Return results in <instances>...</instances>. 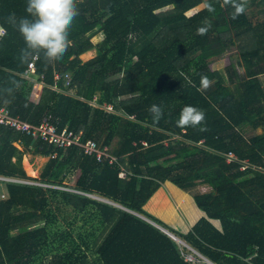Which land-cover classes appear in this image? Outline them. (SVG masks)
<instances>
[{
  "label": "trees",
  "instance_id": "1",
  "mask_svg": "<svg viewBox=\"0 0 264 264\" xmlns=\"http://www.w3.org/2000/svg\"><path fill=\"white\" fill-rule=\"evenodd\" d=\"M26 3L0 0L7 30L0 103L36 124L50 114L60 130L95 139L117 160L98 161L77 145L55 148L0 124V176L9 178L0 198V264H209L186 259L164 226L143 215L166 181L185 190L209 186L194 194L205 215L180 233L194 249L216 264H264V0H247L235 19L224 0H76L64 56L36 60L33 75L44 84L37 102L25 75L29 62L21 60L23 38L6 22L11 13L28 15ZM99 33L104 38L95 43ZM232 46L238 57L213 69L211 61ZM94 48L84 61L81 54ZM152 104L163 109L159 122L148 111ZM186 105L205 113V131L176 126ZM230 152L236 157L228 160ZM25 153L49 157L38 179L25 170ZM68 173L72 185L64 182ZM67 212L93 220L80 237L95 258L78 244L67 247L76 222Z\"/></svg>",
  "mask_w": 264,
  "mask_h": 264
},
{
  "label": "rangeland",
  "instance_id": "2",
  "mask_svg": "<svg viewBox=\"0 0 264 264\" xmlns=\"http://www.w3.org/2000/svg\"><path fill=\"white\" fill-rule=\"evenodd\" d=\"M200 6H203L201 4ZM199 6V7H200ZM196 9H192L190 12L195 11ZM104 38L103 33H99L95 35L92 40L95 43L100 42ZM92 51V52H91ZM236 53V55H235ZM97 54L96 48L89 50L83 54H81V58L86 61L89 60L90 58H93ZM238 57L237 56V50L235 47H230L225 53L222 55L218 56L214 60L211 61V67L213 69H219V70H224V67H227L234 58ZM238 70L240 72L244 71V67H238ZM34 81V88L31 94L32 96H35L36 99L40 97V90L36 85L40 84V82L36 77H33ZM32 80V78H31ZM39 82V83H38ZM75 91V90H74ZM70 91V92H74ZM36 92H38L36 94ZM261 131V129H259ZM49 157L47 156H42V155H35L32 153H25L23 156V166L25 170L27 171L29 176H32L36 179L39 178L42 169L44 168L46 162L48 161ZM73 178H75V175L72 173H68L66 176L64 182L67 185H72L73 184ZM9 178H4L0 176V198H5L7 194V188H6V181ZM33 180V179H24L25 182L27 183H41L38 180ZM60 187H65V186H60ZM209 189V186L200 184L190 190H185L178 185L174 184L171 181H166L162 183L160 188L157 190V192L154 193V195L150 198V200L147 202V204L144 206L143 209V215L147 216L149 221H152L154 219L155 221L159 222L163 229L165 231H169L170 235L173 236V238L178 242L180 249L182 250L183 254L185 256H189L190 254H193V256H198L196 251H194L192 246L184 239L183 236H180L182 234H185L188 232L189 229H191V226L196 223V221L205 215V212L198 207L195 199H194V194L203 192ZM91 197L105 201L108 203H115L112 200L100 196L98 194H89ZM161 196V197H160ZM157 201V202H156ZM155 203V204H153ZM185 203V204H184ZM64 214H58V217L62 219V231L67 229V223L63 219ZM68 219L70 221H76L75 224L72 226V239H74L75 242H72V244H68L67 247H74L76 244L80 245V248L82 250L86 251V254L90 255L89 257L95 258L94 253L92 249L86 248V246L83 244V239L80 237V235L84 236L88 232V225L89 221L90 224L93 223V220H90L88 216H82V215H76L67 212L66 213ZM75 217V220H74ZM216 222V220H215ZM217 222L220 223L219 220ZM59 230V229H58ZM61 232V231H60ZM100 232V231H98ZM107 232V229L103 231V235ZM185 242V244L183 242ZM190 246V247H189ZM192 247V248H191Z\"/></svg>",
  "mask_w": 264,
  "mask_h": 264
},
{
  "label": "clouds",
  "instance_id": "3",
  "mask_svg": "<svg viewBox=\"0 0 264 264\" xmlns=\"http://www.w3.org/2000/svg\"><path fill=\"white\" fill-rule=\"evenodd\" d=\"M247 0H224L234 8L233 19L245 12ZM25 11L28 15L17 18L11 13L6 22L15 28L23 38L25 48L21 50L22 62H30V57L43 53V61L52 63L60 60L69 47V30L75 17L79 14L76 0H27ZM206 28H199L198 34L203 35ZM7 35V30L0 26V39ZM210 82L206 76L201 77V87L207 89ZM154 122L163 117V109L152 104L149 109ZM205 121V113L192 105L184 106L176 120L180 128L200 127ZM172 236V235H171ZM173 237V236H172Z\"/></svg>",
  "mask_w": 264,
  "mask_h": 264
},
{
  "label": "built area",
  "instance_id": "4",
  "mask_svg": "<svg viewBox=\"0 0 264 264\" xmlns=\"http://www.w3.org/2000/svg\"><path fill=\"white\" fill-rule=\"evenodd\" d=\"M37 56H33L28 64V68L26 69L25 75L29 77V75L36 73V60ZM61 75L56 73V78H60ZM65 77L69 79L70 75L67 73L65 74ZM41 78H43V75H41ZM69 82V81H67ZM97 98V97H95ZM92 103H95V100L92 101ZM108 110H112V105H106L105 106ZM0 124L6 125L10 128H12L14 131H20L23 133H26L28 135L33 136L36 138H41L44 141L51 143L55 146V148H62L66 150L69 147L72 146H80L83 150V152L87 155L95 156L98 161H104L108 160L110 163L117 160L116 156L112 155L109 151V148L107 146L100 147L98 142L93 138H88L87 140L83 141L81 133H75L73 130L69 129L67 126L62 128L61 130L58 128V126L52 121V117L50 114H46L42 117L39 123H32L26 119L21 118L18 115H12L10 113V110L7 106L0 103ZM57 152L55 151L52 155L55 156ZM233 152H230L228 154V160H231L232 158H235ZM242 168H245L242 166ZM121 176H125V172H120ZM23 182H25L23 180ZM42 185H50L47 183H39ZM60 187V186H57ZM66 188V187H62ZM71 190L79 191L77 189L70 188ZM183 242V241H182ZM185 244V242H183ZM186 245V244H185ZM190 247V246H189ZM192 248V247H191ZM194 251H196L194 248H192ZM197 253H200L199 251H196ZM199 258L193 254H190L189 256H185L186 259L189 261H205L209 264H216L213 261H211L208 257L203 255L202 253L198 254Z\"/></svg>",
  "mask_w": 264,
  "mask_h": 264
},
{
  "label": "crops",
  "instance_id": "5",
  "mask_svg": "<svg viewBox=\"0 0 264 264\" xmlns=\"http://www.w3.org/2000/svg\"><path fill=\"white\" fill-rule=\"evenodd\" d=\"M33 77H36L35 75H33V74H31V75H29V77L28 78H32V80L34 79ZM39 81V80H38ZM40 82V84H38V86L36 85V87H38V89L40 90V93H41V90H42V87H43V83L41 82V81H39ZM38 82V83H39ZM38 92H36V94H37ZM40 96V95H39ZM31 99L33 100V101H35V102H37L38 100H39V97H38V99H36V97L35 96H32L31 97ZM157 192V191H156ZM154 195V194H153ZM215 220H216V222H215ZM212 219V221H213V223L217 226V227H220L221 225H220V223L219 222H217V219ZM193 226V225H192ZM192 226H191V228H192Z\"/></svg>",
  "mask_w": 264,
  "mask_h": 264
},
{
  "label": "bare ground",
  "instance_id": "6",
  "mask_svg": "<svg viewBox=\"0 0 264 264\" xmlns=\"http://www.w3.org/2000/svg\"><path fill=\"white\" fill-rule=\"evenodd\" d=\"M92 52V51H91ZM161 197V196H160ZM157 202V201H156ZM153 204H155V203H153ZM185 204V203H184ZM146 205V204H145Z\"/></svg>",
  "mask_w": 264,
  "mask_h": 264
},
{
  "label": "water",
  "instance_id": "7",
  "mask_svg": "<svg viewBox=\"0 0 264 264\" xmlns=\"http://www.w3.org/2000/svg\"><path fill=\"white\" fill-rule=\"evenodd\" d=\"M168 233H170L169 231H167Z\"/></svg>",
  "mask_w": 264,
  "mask_h": 264
}]
</instances>
